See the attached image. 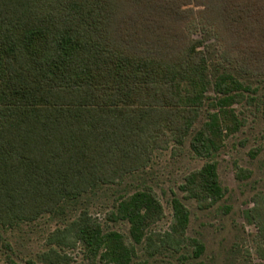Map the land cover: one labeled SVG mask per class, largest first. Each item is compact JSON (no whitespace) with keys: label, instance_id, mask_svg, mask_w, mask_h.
I'll use <instances>...</instances> for the list:
<instances>
[{"label":"trees","instance_id":"trees-1","mask_svg":"<svg viewBox=\"0 0 264 264\" xmlns=\"http://www.w3.org/2000/svg\"><path fill=\"white\" fill-rule=\"evenodd\" d=\"M246 105L264 125V0H0V227L47 216L89 263L130 264L163 215L153 188L131 180L156 151L188 147L204 162L172 196L166 237L197 259L205 244L186 236L183 200L207 210L226 198L215 157ZM259 181L241 211L255 255L235 243L223 264H264ZM97 202L130 242L92 217ZM41 258L70 264L52 246Z\"/></svg>","mask_w":264,"mask_h":264},{"label":"rangeland","instance_id":"rangeland-1","mask_svg":"<svg viewBox=\"0 0 264 264\" xmlns=\"http://www.w3.org/2000/svg\"><path fill=\"white\" fill-rule=\"evenodd\" d=\"M250 107H240L246 122L240 131L227 137L224 147L215 157L219 180L222 186L228 189L224 201L210 209L202 210L193 199L183 200L189 209L186 236L199 237L204 242L205 250L201 256L197 259L187 257V248L185 249L183 244L178 247L166 234L173 221L170 204L172 196L182 199L183 193L178 185L182 183L186 173L199 168L204 161L193 155L188 147L181 152L167 148L156 151L146 171L131 180L132 185L144 183L153 188L162 203L163 215L152 225L148 233L149 239L136 245V255L130 264H195L200 261L223 264L228 250L237 243L243 250L249 249L250 258L255 255L251 242L255 227L245 223L241 211L246 205H252L251 196L256 187H259L255 181L260 183L259 180L264 178V125ZM255 148L260 149V152L255 158H251L249 151ZM239 168H250L253 172L245 184L236 178ZM222 205L229 207L227 213H223ZM107 211L104 203L99 202L90 208L92 217L104 227L120 231L130 242L127 224L107 221ZM63 226V223H57L44 216L31 223H20L11 229L0 227V264H26L27 260H32L35 264H51L45 263L41 258L51 246L60 253H65L70 264H91L85 259L79 243H60L65 232L52 234L55 228ZM257 260L255 258L254 262Z\"/></svg>","mask_w":264,"mask_h":264}]
</instances>
